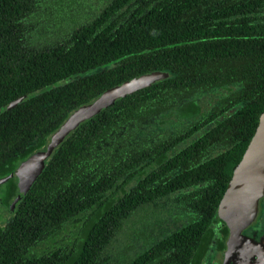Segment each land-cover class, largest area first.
Instances as JSON below:
<instances>
[{
	"label": "trees",
	"instance_id": "1",
	"mask_svg": "<svg viewBox=\"0 0 264 264\" xmlns=\"http://www.w3.org/2000/svg\"><path fill=\"white\" fill-rule=\"evenodd\" d=\"M59 1L0 0V179L10 195L20 193L19 161L77 106L143 72L170 76L119 97L53 149L0 225V264H109L127 222L158 221L176 189L198 196L173 205L194 216L154 233L128 264L186 262L264 109V0H104L84 19L56 21ZM203 93L217 97L212 109L189 118ZM184 107L186 121L167 115Z\"/></svg>",
	"mask_w": 264,
	"mask_h": 264
},
{
	"label": "water",
	"instance_id": "2",
	"mask_svg": "<svg viewBox=\"0 0 264 264\" xmlns=\"http://www.w3.org/2000/svg\"><path fill=\"white\" fill-rule=\"evenodd\" d=\"M170 76L167 71L153 69L140 73L119 84L110 86L96 97L77 106L49 135L44 147L32 151L17 166L20 180V193L10 195L8 177L0 180V202L9 212L13 211L18 196L25 194L36 180L59 146L82 122L98 114L116 99L140 89L151 83ZM27 95L19 96L15 101L2 106L10 108L17 102L25 100ZM231 112V111H229ZM228 113V112H227ZM13 175V174H12ZM264 198V109L258 116L255 130L244 149L241 158L232 169L226 188L218 202L215 218L228 229L225 239V256H246L255 244L248 237V229L256 220Z\"/></svg>",
	"mask_w": 264,
	"mask_h": 264
},
{
	"label": "flooded vegetation",
	"instance_id": "3",
	"mask_svg": "<svg viewBox=\"0 0 264 264\" xmlns=\"http://www.w3.org/2000/svg\"><path fill=\"white\" fill-rule=\"evenodd\" d=\"M230 11H234V7H231ZM216 98L217 97H215L214 94H211V93L210 94L203 93L201 96L195 97L193 101L199 106L200 112L194 113L193 115L188 116V117L195 119L199 117V113H204L206 112L207 109L209 110L212 109L213 102L216 100ZM187 109L188 107L182 108L183 110L182 112H179L174 109H170L167 115L174 117L175 119H178L179 116H181V118H183L186 121V114H183V113H186ZM211 122L205 124L204 128L206 126H209ZM201 130L202 129L200 128L196 132V134L199 132H202ZM192 135H194V133ZM190 136L184 138L183 139L184 142H181V141L178 142V144L175 145V148L178 149V147L181 146L180 144L185 143L186 141L189 140ZM172 150H174V148ZM171 152H172L171 150H167L166 154L169 156ZM212 152L213 153L218 152V148L212 149ZM151 162H152L151 167L152 168L156 167L154 166V164L156 163L154 161H151ZM149 170H150V167L146 166L145 171L148 172ZM172 172L173 171L168 170L166 171L165 175H168L169 173H172ZM165 181L166 179H164L162 183H164ZM163 186L166 187L167 185H163ZM161 188L162 187L160 186L159 190H161ZM197 190H200V188L196 189V191ZM167 195H168L167 196L168 202L174 205L178 202H182L183 200L185 202H188L190 198L195 199V200L198 199V196L193 194V192H186V190L181 191L179 189H176L174 192L170 191ZM20 197L21 196L19 195L17 201L14 203V208L12 212H9L7 206L3 204L2 202H0V225L4 226L6 224L7 219L14 213V210L16 208L17 202L20 199ZM206 198H208V195L206 196ZM218 202L215 206L216 208H217ZM216 208L214 210L211 221H209L207 224V228H206V232L204 236L202 235L201 237L203 242L200 248L198 250H194L193 252H191L190 257L187 259V261L185 262L184 260H182L181 264H184V262L185 264H264V198L261 200L260 212L256 220L250 225L248 229V237L255 244V247L253 248L252 251L249 250L246 256L234 257L230 255L228 258L225 256L224 254L225 253L224 252L225 251V239L227 236L228 229L225 225H223L222 223L216 220L215 218ZM166 216H169V215L166 214ZM193 216L194 215L191 214L188 210H184V213H176L175 219L171 220L172 218L170 217L169 220L171 221L164 224V230L160 229L159 235L157 237L162 236L163 233L165 234L167 232L175 230L179 226L185 225L186 223L189 222V219L192 218ZM72 226H73L72 224H66L64 228L61 229L62 233L63 234L71 233V231H73ZM155 235L156 234L152 235L151 242L154 241L153 236ZM75 236H76L75 233L72 232L68 238H64L63 240L65 242L69 240L70 242H72L75 239ZM50 241L51 240L44 241L42 242V244L38 245L36 248L34 247L32 250L37 254L41 252L42 250H44L47 246H49ZM203 243H205L204 246H203Z\"/></svg>",
	"mask_w": 264,
	"mask_h": 264
},
{
	"label": "rangeland",
	"instance_id": "4",
	"mask_svg": "<svg viewBox=\"0 0 264 264\" xmlns=\"http://www.w3.org/2000/svg\"><path fill=\"white\" fill-rule=\"evenodd\" d=\"M65 2L59 1L61 4L57 3V5L54 6L55 8H52V17L50 16V18L56 21L58 18H63V21H71L69 19L75 21L82 18L84 19L91 14V10L100 7V5L104 3V0H73L71 2L65 0ZM51 5L52 2L51 4L43 6L41 9L47 8V12H50ZM88 11L89 13H87ZM36 28L37 30L42 29L38 28V26H36ZM173 205L172 203H168L167 207L170 212H166L165 209L161 207L162 210L157 214L159 217L158 221H144L133 225L128 221V228H125L123 232L118 235L117 244H114L115 247L110 254L109 264H128L134 257L141 253L142 250L146 249L152 240V235H154V233H159L160 229L164 230V224L175 219L177 210ZM156 208H159V205H157ZM165 213L169 216H166ZM170 217L172 218L171 220H169Z\"/></svg>",
	"mask_w": 264,
	"mask_h": 264
}]
</instances>
